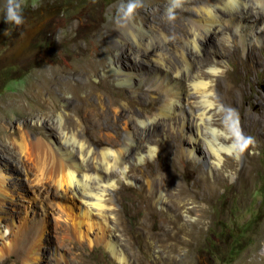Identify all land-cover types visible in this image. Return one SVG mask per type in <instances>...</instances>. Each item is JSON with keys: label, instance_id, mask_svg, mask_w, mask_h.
<instances>
[{"label": "bare ground", "instance_id": "6f19581e", "mask_svg": "<svg viewBox=\"0 0 264 264\" xmlns=\"http://www.w3.org/2000/svg\"><path fill=\"white\" fill-rule=\"evenodd\" d=\"M125 2L113 4L101 25L112 43L97 60L100 68L87 52L74 54L67 68L50 65L32 73L22 96L54 99L46 112L33 116L35 131L6 118L12 108L24 107L17 99L0 102V264L10 257L11 264H39L47 233L42 217H19L15 178L33 181L44 191L41 199L52 197L68 220L65 231L78 237L74 245L102 243L119 264H142V253L162 247L180 252L178 263L188 264L190 245L224 172L238 194L251 177L254 149L264 139V96L256 94L262 110L247 140L243 88L232 81L227 64L240 49L245 53L239 60L249 71L263 68L257 55L264 48V0ZM122 10L129 14L122 18ZM75 26L72 21L59 27L56 39ZM91 34L96 50V33ZM139 82L145 86L141 95L126 96L122 86ZM158 135L165 136L162 143ZM156 150L164 166L153 170L147 163ZM131 158L134 164H128ZM184 166L195 171L189 184L174 176ZM138 177L141 197L133 212H144L130 232L126 212L116 203ZM133 233L141 236L137 253ZM263 238L264 226L244 264H264V256L256 253ZM62 254L54 251L45 264H86L80 252L72 259Z\"/></svg>", "mask_w": 264, "mask_h": 264}, {"label": "rangeland", "instance_id": "374dc122", "mask_svg": "<svg viewBox=\"0 0 264 264\" xmlns=\"http://www.w3.org/2000/svg\"><path fill=\"white\" fill-rule=\"evenodd\" d=\"M122 1L132 2V0H17L21 5L20 14L23 18V22L17 25L14 22L6 21L8 0H0V102L17 99L24 106L21 109L12 108L5 114L9 123L22 122L30 132L35 131L37 124L33 121V116L46 112L52 104L54 100L52 96L37 100L25 94L22 96L26 86L33 78L32 73L36 70L50 65L67 68L74 54L85 55L87 52H90V59L96 61L97 68H100L97 65V60L101 57V52L110 49L112 43L107 33L108 28H101V25L109 15L111 6ZM163 1L160 0V2ZM144 5L147 9L153 7V5ZM122 12L120 15L122 18L129 14L127 10H122ZM72 21L76 23L75 29L60 39H56L59 27ZM92 27L96 29L94 28L92 31ZM92 32L96 33L94 37L96 50H92L91 47L93 44ZM244 53L245 51L236 49L227 68L231 71L232 81L243 88L240 107L241 113L246 111L247 114L242 115L241 120L244 124V136L250 140L252 139V130L259 125L258 117L262 110L261 104L256 100V94L264 96V66L260 71H249L247 64L239 60L241 54ZM257 56L264 63V48L259 51ZM236 65L241 68L238 73ZM110 82L116 88L118 87L115 81L111 80ZM122 89L126 96L135 98L137 95H141L145 86L139 82L128 87L122 86ZM142 101L147 103L149 99L142 98ZM237 108L239 107H236V110H238ZM157 138L158 143L165 140V136L162 135H158ZM178 141H182V144L187 143L186 138L185 140L179 138ZM203 148L205 149V147ZM150 160L147 165L153 170L156 167L164 166L162 155L158 150ZM128 164H134V159H129ZM252 164L254 167L251 177L244 184L245 189L241 194L235 192V187L232 184L233 178L224 172L225 180L219 186L218 193L208 204L210 207L208 217L199 225L201 231L193 238L190 245L188 264H244L243 261L250 257L255 242L263 233L264 226V139L254 149ZM176 173L174 176L180 177L181 180L189 184L193 180L195 171L184 166ZM15 174L11 173L12 176ZM122 182L126 181L121 179ZM14 184L17 190L14 194V202L19 208V217L26 213L29 220L36 216L42 217L46 222L47 233L39 264H45L51 254L58 250L62 251V255L68 259H72L75 254L80 252L86 264H119L102 243H96L94 246L88 242H84L83 245L79 244V246L74 245L73 243H76L78 237L75 233L65 231V226L68 223V220L64 218L65 213L52 197L41 199L45 196L44 191L38 190L33 181L19 177L15 178ZM139 184H142V180L138 177L130 188L120 192V199L116 203L117 208L126 212V227L130 232L136 225L137 218L144 212L143 209L133 212L134 202L141 197L136 193ZM59 191L70 198L69 193L63 192L61 189ZM48 200H51L49 205H47ZM157 209H159L158 205H156L154 213L150 215L154 221L153 228L157 223L156 212H159ZM64 210L67 211V208ZM59 227L64 229L60 230ZM85 228L83 225V235H85L83 232ZM132 236L130 241L133 250L137 253L136 247L141 243V236L134 233ZM256 253L258 257L264 256V238L258 241ZM179 255L180 252L170 253L165 248L156 247L154 250L142 253V264H179ZM13 262V257H10L4 264Z\"/></svg>", "mask_w": 264, "mask_h": 264}, {"label": "clouds", "instance_id": "9594fccd", "mask_svg": "<svg viewBox=\"0 0 264 264\" xmlns=\"http://www.w3.org/2000/svg\"><path fill=\"white\" fill-rule=\"evenodd\" d=\"M131 5L129 6V11L131 10ZM21 5L17 0H8L7 10H6V21L14 22L19 25L23 22L22 15L20 14Z\"/></svg>", "mask_w": 264, "mask_h": 264}]
</instances>
